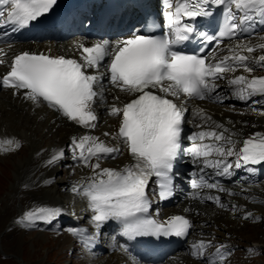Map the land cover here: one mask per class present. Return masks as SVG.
I'll list each match as a JSON object with an SVG mask.
<instances>
[{
  "label": "snow or ice",
  "instance_id": "obj_1",
  "mask_svg": "<svg viewBox=\"0 0 264 264\" xmlns=\"http://www.w3.org/2000/svg\"><path fill=\"white\" fill-rule=\"evenodd\" d=\"M56 3L57 0H0V18H4L3 23L13 25L14 31L23 29L48 14ZM163 5L167 31L161 35L134 33L115 42L103 40L91 46L78 43L76 47L81 50L78 59L24 51L11 59L8 71L0 76V87L11 89L14 96H22L35 106L46 105L67 121L88 130L97 127L96 107L106 102L105 79L130 97L122 107L115 102L107 107L110 116L119 118L118 131L112 139L126 148L129 164L120 169L101 167V160L115 159L122 151L99 137L73 136L68 146L73 160L92 172L86 183H78L71 189L91 212V234H85L89 229H71L88 248L99 242L108 222L120 225V235L128 240L186 237L190 233L192 223L185 216L172 215L160 221L152 214L153 198L165 201L175 195L174 170L185 153L184 139L193 142L186 153L198 168V172L191 173L193 190H224L217 183L208 182L206 169H212L217 176H231L233 169L253 172L251 166L264 163V133L251 134L237 148V141L232 138L235 133L213 121L202 109H193L194 120L201 121L194 126L201 130L184 135L188 112L185 105L190 100L222 103L227 98L218 94V81L226 82L232 98L264 106V76L229 75L238 69L249 74L256 67L264 69V54L251 55L257 48L264 51V43L252 45L249 31L253 21H264V0H163ZM212 7H223V25L217 34L198 31L195 22L212 16ZM196 38L205 43L215 41L213 52L228 40L229 55L210 57L176 50ZM3 63L0 59V64ZM5 143L22 147L11 139ZM65 156V150H59L51 155L47 165L54 166ZM233 156L234 164L228 161ZM153 178L155 187L150 188ZM193 198L224 207L218 196H201L194 191ZM236 207L233 205L232 210ZM61 215L60 207L38 206L26 211L16 223L33 227L37 222L51 223ZM244 218H253V214L248 212ZM208 248H215L214 253L207 255ZM191 254L204 264H226L232 250L224 245L217 247L211 241H200L191 245Z\"/></svg>",
  "mask_w": 264,
  "mask_h": 264
},
{
  "label": "bare ground",
  "instance_id": "obj_2",
  "mask_svg": "<svg viewBox=\"0 0 264 264\" xmlns=\"http://www.w3.org/2000/svg\"><path fill=\"white\" fill-rule=\"evenodd\" d=\"M71 42V40H63L59 42L50 41L49 43H41L40 45L49 51H64L68 53L72 48ZM0 48L3 50L0 52V59L4 61L3 64H0L1 69V67L6 64L9 53L14 49V46L3 44L0 45ZM236 74L237 72L230 76H236ZM248 74L249 73L243 72V69H240L239 71V75L247 76ZM112 88L113 87L108 88L106 90L107 92H105L106 102L99 104L96 107L99 120L103 121V124L94 129V131L98 130L94 132V134H91L92 130L84 129L67 121L65 118H62L56 111L51 110V108L46 105H32L31 102L25 101L22 96H14L10 90L0 88V131L3 136L9 137L11 140L15 138V140L18 141L22 138L26 141L25 144H27V153L25 152L26 157L24 158V161L17 166V172L19 175L18 178H22L24 174H29L30 172L34 175L37 171H40L41 174L38 177L45 176L43 180L38 181V179L34 180L33 178L27 180V182H30V184L33 185L31 187L29 186L30 188H28V190L30 194L33 195L32 198L35 199L34 203L38 201L37 204L41 205L46 203L44 200L47 198L49 200L47 202V206L60 207L63 211V215L52 222L67 219L69 225L74 228H79L81 230L89 229V232L85 234H91V212L86 208V202L79 196L75 195L71 189L73 185L86 183L92 172L91 169L85 168L77 161L73 160L72 152L68 146L73 136L78 137L80 133L86 131V135L99 137L100 140L110 146L121 148L122 154L118 155L115 159L108 158L101 160V167L120 169L128 164L129 155L125 152L123 145L112 139L114 136V133L112 132L113 126L117 117L110 116L107 111V107L113 102L119 106V101L115 100L116 96L122 98L126 95L119 92L117 89ZM226 97L227 101L224 103L218 104L215 102H207L204 106L205 110H202L210 115L213 121L217 123L221 122L224 125L227 124L226 126L229 128L230 132L235 133L232 138L237 141V144L240 143V138L244 132L257 133L259 130H264V107L252 109L254 107L240 106L244 109L243 112H234V108H232L227 102H237L238 100L231 97V90L226 94ZM6 106L7 108L12 109L11 113L3 110ZM30 114H32V117L29 120L28 118L30 117ZM21 116L27 119V121L23 123L20 128H18L16 123L20 120ZM33 119L42 121L45 129H37L38 127H36V124L33 123ZM196 121L200 120L197 119ZM104 128L105 130H103ZM104 133H108L109 135L105 136ZM227 134L228 133H226V135ZM22 148H24L23 145L18 148L16 152L19 150L21 151ZM61 149L66 152L65 158L54 166H48L47 160L50 159L52 154ZM39 156H41L40 159L38 158V161L34 162L35 158ZM233 158L235 161V156H233ZM39 162H42V164ZM61 163L67 164L69 170H73V173H67L65 176H61L62 178H55V171L57 166ZM43 164H46L47 166H43ZM260 169V166L256 167L253 172H248L245 168L236 169L243 176L252 180L248 181L247 185H237V182H235L234 184H231V186L237 185L236 192L239 190L244 192L247 190L248 184L253 181L264 183V172L259 175ZM48 181L51 183L46 184ZM256 193H258L259 197H262L264 200V190ZM233 197L239 196L236 195ZM184 205L185 203H181L179 205L180 209H182ZM229 210L231 211L232 209ZM186 212L190 214L197 227L201 226V223L203 222H205V224L202 225H207L206 222L209 221L214 231L220 234H223L224 232H228L230 234L234 233L232 236H239L242 240L248 242L251 240L249 237L250 234L254 236L255 229L259 224L254 225V221H252L251 218L245 219L244 217L246 213L251 212L253 214V218L258 214L260 218L257 222L262 221L261 223H264V201L263 204L247 205L244 216L239 214L237 217L231 216L227 212L216 208L214 204L205 203L204 201L190 202L186 205ZM116 224V222H108V224L103 228L101 234L104 236V242L102 243L99 240L95 246H103L100 251L101 259L106 264H128L125 259H130V256L117 245ZM253 238L255 239V237ZM203 241L212 242V238L205 237ZM213 245L217 247L224 245L226 248L232 247V244L229 241L213 243ZM214 251L215 248H208L206 250V254L211 255ZM161 264H204V262L193 256L191 253H181L177 259H173L169 261V263Z\"/></svg>",
  "mask_w": 264,
  "mask_h": 264
},
{
  "label": "rangeland",
  "instance_id": "obj_3",
  "mask_svg": "<svg viewBox=\"0 0 264 264\" xmlns=\"http://www.w3.org/2000/svg\"><path fill=\"white\" fill-rule=\"evenodd\" d=\"M14 109L17 110L16 108ZM3 110L9 113L12 112V109L7 108V106L4 107ZM31 117L32 114H30L28 119L30 120ZM26 121L27 119L21 116L16 126L20 128ZM32 121H34L33 123L38 127L37 129H45L42 121H38L37 119H33ZM24 142L26 143V141ZM26 145L27 144H23L24 148L18 152L8 153L6 149L0 151V264H66V260L62 254L63 248H61L65 240H63L64 236L61 233H58L56 237L51 236V239L48 237L46 231L40 230V226L25 227L16 223L19 218L12 221L9 227L7 226L8 222L19 209H26V211H29V207L31 206L30 199L33 195H31L27 189V180L35 178V176H40L41 174L40 171H37L32 175L33 177L29 179L28 174H24L25 177L22 176V178H18L17 166L24 161L26 157ZM0 148L4 147L1 146ZM38 158L39 157H36L34 162H37ZM58 174L62 175L63 173L62 171H58L57 175ZM255 189L259 191L261 188L256 186ZM19 196L22 197L20 202ZM261 222L262 221L254 222V225H259L255 229L254 236L250 234L249 237L250 239H254L253 237L259 239L264 245V223L262 224ZM194 237L201 238V235L195 232ZM231 239L238 243L233 247L232 251L240 249L244 254V250L247 249L246 242L239 236L232 237ZM259 247L260 253L254 255V259L249 262L264 264V246ZM240 250L234 251L235 255L239 254V256H241ZM234 253L232 255H234ZM240 259V261L238 259H231L228 264H248L245 254L241 256Z\"/></svg>",
  "mask_w": 264,
  "mask_h": 264
}]
</instances>
